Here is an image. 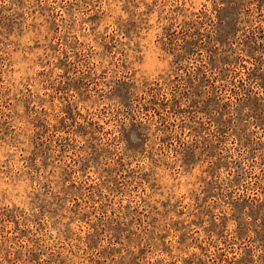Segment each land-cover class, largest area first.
I'll use <instances>...</instances> for the list:
<instances>
[{
  "label": "clouds",
  "instance_id": "obj_1",
  "mask_svg": "<svg viewBox=\"0 0 264 264\" xmlns=\"http://www.w3.org/2000/svg\"><path fill=\"white\" fill-rule=\"evenodd\" d=\"M261 29L264 0H0V264H264L259 219L233 218L264 202V123L231 94L264 97L240 67ZM205 76L222 118L193 106Z\"/></svg>",
  "mask_w": 264,
  "mask_h": 264
},
{
  "label": "rangeland",
  "instance_id": "obj_2",
  "mask_svg": "<svg viewBox=\"0 0 264 264\" xmlns=\"http://www.w3.org/2000/svg\"><path fill=\"white\" fill-rule=\"evenodd\" d=\"M223 2V0H222ZM240 5L238 3H231L230 5H226L224 9L221 10L220 13L217 14V27L219 29L217 33V40L221 43V46H223L224 43L228 42V37H235L236 31L238 29L236 28L235 23L227 19L232 15V13L238 8ZM195 39H189L185 43L190 45L189 52L191 53L194 51L196 47H205V44H201L200 40L202 37L198 34V30L196 33L191 34ZM260 39H264V29H261L258 33ZM257 34H250L248 35L247 39L243 41V44L245 48L249 50V56L251 57V60L248 61V63H254V67L249 70L247 63H240V58L237 57L236 61H230L227 57L221 58V63L227 64L231 66L233 63H240V67L244 70L245 77L248 80H260L261 81V87H264V72L261 71V69H264V57H257L255 55V52L261 51L264 52V44L257 45L255 43ZM212 37L210 35L207 36L208 42H211ZM234 42V39H233ZM210 53L213 55L215 54L217 49H209ZM211 60V57H210ZM216 66L215 64L213 65ZM200 71V70H198ZM225 72L227 69L224 70ZM236 76H239V72L236 73ZM223 73L222 76L217 79H223ZM205 81H207V84L210 88V91H212L213 96L209 97L208 100L204 101L203 104L197 105V101L193 100V106L197 107V109L204 114L209 113V105L212 106L213 109H216L219 107V114L222 118L223 114L227 112L228 108L230 107V102L223 103L222 105L219 104V101L216 99V93L218 91L217 85L215 81L207 80V77L201 78V83L203 84ZM233 83H235V79L233 80ZM191 81H189V87H191ZM239 89L240 92L243 93L241 96L235 87L231 89L232 96L237 98V103L241 104L242 107H248L250 112L249 114L253 117V119H260L262 123H264V97H256L252 95L251 89H246L244 87V81H239ZM223 86L220 87L219 91H223ZM187 95V93H185ZM197 97L200 96L199 92H196ZM147 107L145 108V111H147ZM157 115L159 116V113L157 112ZM212 122L210 121V124ZM231 123V117H229V120L226 122L224 126L220 128L221 133L226 131V127L228 124ZM135 128V125H133ZM203 128L204 126L201 125ZM246 143H250L251 141L246 137ZM264 194V193H262ZM231 193L229 194V197L231 198ZM247 206L248 211L250 214L253 215V219L251 223L255 224L257 219H259V223L262 227H264V202H260L259 198L256 196H249L245 199H242L240 201L234 202V207L237 208V212L233 213V218L237 219L239 221V214L243 211V207ZM223 222V221H222ZM193 223H196L195 221ZM238 232L237 236L238 238H243L246 228L242 226L239 222L237 224ZM222 235V233H221ZM258 238L264 239V236H261L258 233ZM183 237H181V240ZM201 250H203L201 246ZM224 254L221 253L219 259V264H227V262L223 259Z\"/></svg>",
  "mask_w": 264,
  "mask_h": 264
}]
</instances>
